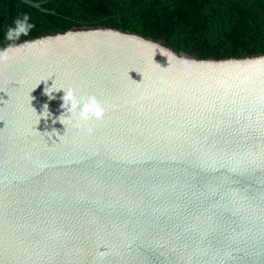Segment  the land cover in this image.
<instances>
[{"label":"water","instance_id":"95a60500","mask_svg":"<svg viewBox=\"0 0 264 264\" xmlns=\"http://www.w3.org/2000/svg\"><path fill=\"white\" fill-rule=\"evenodd\" d=\"M0 264H264V56L119 30L0 51Z\"/></svg>","mask_w":264,"mask_h":264},{"label":"trees","instance_id":"16d2710c","mask_svg":"<svg viewBox=\"0 0 264 264\" xmlns=\"http://www.w3.org/2000/svg\"><path fill=\"white\" fill-rule=\"evenodd\" d=\"M0 0V51L85 30L135 34L209 61L264 56V0Z\"/></svg>","mask_w":264,"mask_h":264}]
</instances>
